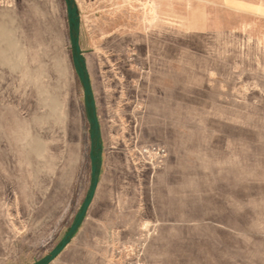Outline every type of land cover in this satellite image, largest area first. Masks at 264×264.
<instances>
[{
	"label": "rangeland",
	"instance_id": "rangeland-1",
	"mask_svg": "<svg viewBox=\"0 0 264 264\" xmlns=\"http://www.w3.org/2000/svg\"><path fill=\"white\" fill-rule=\"evenodd\" d=\"M80 16L100 182L49 264H264V40L222 12L206 32L178 22L157 84L130 40ZM72 53L67 0H0V264H38L89 193Z\"/></svg>",
	"mask_w": 264,
	"mask_h": 264
},
{
	"label": "crops",
	"instance_id": "crops-1",
	"mask_svg": "<svg viewBox=\"0 0 264 264\" xmlns=\"http://www.w3.org/2000/svg\"><path fill=\"white\" fill-rule=\"evenodd\" d=\"M76 2L82 18L102 25L106 36H117L119 39L131 41L127 43L126 53L129 52L131 45L134 46V53L139 60L136 65L140 77L144 81L145 76L150 73L153 82L157 81V84L159 77L155 80V72L160 70L161 65L158 56L170 55L169 44L172 37L170 33L175 31V24L178 22L189 26V31L206 32L218 26L216 20L208 18V15L222 12L226 15L221 23L222 29L239 31L247 27L254 37L264 40V0H76ZM212 22L216 25H212ZM167 65L169 66V57ZM98 189L99 184L86 217L96 201Z\"/></svg>",
	"mask_w": 264,
	"mask_h": 264
},
{
	"label": "water",
	"instance_id": "water-1",
	"mask_svg": "<svg viewBox=\"0 0 264 264\" xmlns=\"http://www.w3.org/2000/svg\"><path fill=\"white\" fill-rule=\"evenodd\" d=\"M68 4V15H69V25H70V39L73 45L72 61L78 78L84 89V94L87 99L88 112L91 115V138L94 141L92 151H91V176L92 184L90 186L89 193L85 198L81 210L78 212L74 223L70 226L66 232L62 242L55 246L45 257H43L38 264H49L56 257H58L63 250L70 244L75 234L81 228L90 205L95 197L97 187L99 184V177L97 175L99 168L100 152L102 149L101 139L99 134V120L96 114V102L91 88L89 75L86 71L85 60L82 56L81 47V16L78 4L76 0H67Z\"/></svg>",
	"mask_w": 264,
	"mask_h": 264
},
{
	"label": "trees",
	"instance_id": "trees-1",
	"mask_svg": "<svg viewBox=\"0 0 264 264\" xmlns=\"http://www.w3.org/2000/svg\"><path fill=\"white\" fill-rule=\"evenodd\" d=\"M100 160H99V168H98V173H97L98 176H99V169H100Z\"/></svg>",
	"mask_w": 264,
	"mask_h": 264
}]
</instances>
